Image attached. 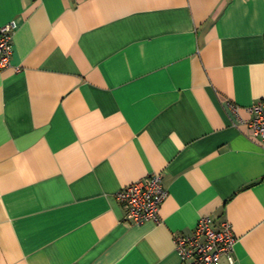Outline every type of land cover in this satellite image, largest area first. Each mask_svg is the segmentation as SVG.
<instances>
[{"label":"crops","instance_id":"0c3cea01","mask_svg":"<svg viewBox=\"0 0 264 264\" xmlns=\"http://www.w3.org/2000/svg\"><path fill=\"white\" fill-rule=\"evenodd\" d=\"M0 264H182L175 235L227 221L219 264H264V0H0ZM236 108V111L234 110ZM161 172L160 224L124 220Z\"/></svg>","mask_w":264,"mask_h":264},{"label":"built area","instance_id":"2783aa9c","mask_svg":"<svg viewBox=\"0 0 264 264\" xmlns=\"http://www.w3.org/2000/svg\"><path fill=\"white\" fill-rule=\"evenodd\" d=\"M15 29L13 22L0 27V72L10 66ZM248 112L251 119L247 126L264 150V97L248 108ZM166 196L162 173L157 172L123 187L116 197L124 208V220L142 225L160 224L159 213ZM173 241L182 264H219L222 258L233 254L237 238L226 220L217 223L210 216H203L190 235H175Z\"/></svg>","mask_w":264,"mask_h":264}]
</instances>
